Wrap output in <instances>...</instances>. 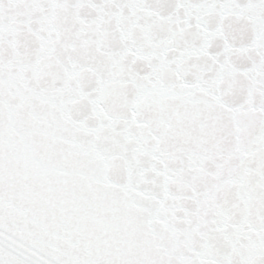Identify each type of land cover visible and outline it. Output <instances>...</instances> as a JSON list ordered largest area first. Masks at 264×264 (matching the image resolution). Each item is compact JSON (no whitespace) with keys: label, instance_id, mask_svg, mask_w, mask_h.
Here are the masks:
<instances>
[{"label":"snow or ice","instance_id":"6c2138e0","mask_svg":"<svg viewBox=\"0 0 264 264\" xmlns=\"http://www.w3.org/2000/svg\"><path fill=\"white\" fill-rule=\"evenodd\" d=\"M0 264H264V0H0Z\"/></svg>","mask_w":264,"mask_h":264}]
</instances>
